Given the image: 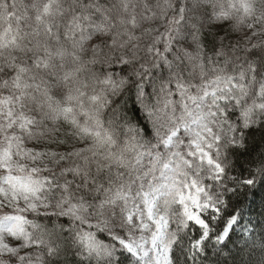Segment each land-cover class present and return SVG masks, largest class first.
I'll return each instance as SVG.
<instances>
[{
    "label": "clouds",
    "instance_id": "obj_1",
    "mask_svg": "<svg viewBox=\"0 0 264 264\" xmlns=\"http://www.w3.org/2000/svg\"><path fill=\"white\" fill-rule=\"evenodd\" d=\"M0 264H264V0H0Z\"/></svg>",
    "mask_w": 264,
    "mask_h": 264
}]
</instances>
